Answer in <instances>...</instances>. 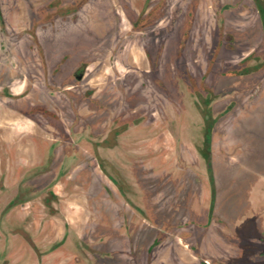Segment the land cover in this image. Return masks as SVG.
Wrapping results in <instances>:
<instances>
[{
	"label": "flooded vegetation",
	"instance_id": "obj_1",
	"mask_svg": "<svg viewBox=\"0 0 264 264\" xmlns=\"http://www.w3.org/2000/svg\"><path fill=\"white\" fill-rule=\"evenodd\" d=\"M235 4L243 7V22L236 21L228 0H0L1 31L23 27L45 33V40L32 42L36 57H14L18 70L7 77L18 78L21 66L29 65L31 93L15 92L16 85L6 83L7 75L0 72V120L7 115L9 123L32 124L30 135L20 132L11 140L2 138L0 130V264H99L107 256L106 250L79 241L88 206L81 178L96 174L108 193L128 199L139 194L131 175L135 169L157 171L186 152L172 119L176 103L159 70L166 49L175 46L181 56L194 28H216L213 49L188 44L189 56L203 69L208 63L223 77L264 76V52L236 50L242 27H264V0ZM201 75L189 94L201 134L190 138V145L204 157L211 175V131L243 100L237 94L219 103L204 83L207 74ZM262 89L259 81L245 103ZM55 96L77 100L66 107ZM44 105L56 115L44 112ZM80 116L93 124L79 122ZM78 170L81 176L76 177ZM59 188L86 200L77 230L64 215L68 207L63 202L72 199L61 198ZM166 239L157 252L149 247L147 264H168L163 255L172 244L189 254L193 261L188 264H210L212 248L196 256L190 236L170 234ZM183 262L171 257L169 264Z\"/></svg>",
	"mask_w": 264,
	"mask_h": 264
},
{
	"label": "rangeland",
	"instance_id": "obj_2",
	"mask_svg": "<svg viewBox=\"0 0 264 264\" xmlns=\"http://www.w3.org/2000/svg\"><path fill=\"white\" fill-rule=\"evenodd\" d=\"M236 1L228 0L234 4L236 21L243 22L245 16L239 13L243 7L236 5ZM19 21L23 26L22 17ZM23 29L0 30V72L7 75L6 83L16 85L14 91L18 94L21 90V94L28 90L31 93L33 69L24 64L18 78H7L8 73L18 70L14 57H36L32 42L45 40V33ZM215 30L194 28L190 41L199 48L213 49ZM241 30L237 51L264 52V27L253 23ZM190 41L185 43L187 48L181 56L175 46L167 48L159 70L162 84L176 103L172 119L179 125L178 138L186 152L178 154L173 162H166L160 170L135 169L131 175L139 194L129 195L128 199L108 193L96 174L81 178L88 206L85 232L79 241L106 250L108 254L99 264H147L149 247L152 245V252H157L170 234L190 236L196 256L203 248H212L214 252L208 255L210 264H264V257L256 250L264 244V93L260 91L249 104L244 99L259 81L264 83V76L262 72L248 76L215 75L214 69H208V63L203 69L189 56ZM230 66L223 71L227 72ZM201 73L207 74L204 83L218 95L219 103L232 100L237 94L243 100L221 117L211 131V175L204 157L190 143V138L197 139L201 134L189 106L192 81L197 83L203 77ZM72 98L77 100L71 96L67 100L54 97L66 107ZM42 110L56 115L48 105ZM72 115L67 114L69 120ZM4 118L0 120L2 138L11 140L20 132L30 135L29 122L13 124L8 122L7 115ZM82 120L88 124L94 121L80 116L78 121ZM202 151L205 152L204 148ZM105 169L112 171L109 167ZM80 172L74 175L81 176ZM57 190L61 198L77 199L68 194L71 190L66 194L60 188ZM63 206L68 207L69 201L63 202Z\"/></svg>",
	"mask_w": 264,
	"mask_h": 264
},
{
	"label": "crops",
	"instance_id": "obj_3",
	"mask_svg": "<svg viewBox=\"0 0 264 264\" xmlns=\"http://www.w3.org/2000/svg\"><path fill=\"white\" fill-rule=\"evenodd\" d=\"M206 196H207V192H206ZM86 205H87L86 200H83L80 197H78L77 199H72L69 202V206L64 212L66 222L75 230H77L78 226L81 225L82 223V220L80 219L81 216L80 214L82 213V207L83 206L86 207ZM59 233L60 231L58 232V234ZM256 250L261 257H264V244L259 245ZM163 256L165 257V260L167 261L168 264L170 262L171 257L172 258L181 257L185 261L183 262L185 264H188L189 262L193 261L190 258L189 254L184 252V250L181 249L180 247H177L176 244L174 245L172 244V247L169 248Z\"/></svg>",
	"mask_w": 264,
	"mask_h": 264
},
{
	"label": "water",
	"instance_id": "obj_4",
	"mask_svg": "<svg viewBox=\"0 0 264 264\" xmlns=\"http://www.w3.org/2000/svg\"><path fill=\"white\" fill-rule=\"evenodd\" d=\"M207 167H209L208 161H207Z\"/></svg>",
	"mask_w": 264,
	"mask_h": 264
}]
</instances>
